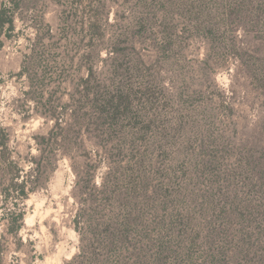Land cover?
Masks as SVG:
<instances>
[{
    "label": "rangeland",
    "instance_id": "374dc122",
    "mask_svg": "<svg viewBox=\"0 0 264 264\" xmlns=\"http://www.w3.org/2000/svg\"><path fill=\"white\" fill-rule=\"evenodd\" d=\"M21 4L0 30V129L36 189L17 205L0 184L3 264H64L92 238L85 218L123 216L124 195L139 202L146 264H264V0ZM89 66L131 93L111 136L86 119ZM53 113L73 125L42 157Z\"/></svg>",
    "mask_w": 264,
    "mask_h": 264
},
{
    "label": "trees",
    "instance_id": "16d2710c",
    "mask_svg": "<svg viewBox=\"0 0 264 264\" xmlns=\"http://www.w3.org/2000/svg\"><path fill=\"white\" fill-rule=\"evenodd\" d=\"M9 2L11 4L10 8L5 7L0 10V30L14 29V11L22 6L21 0H9ZM143 22L145 21L143 20ZM39 42L40 39L35 45ZM82 86L84 89L83 96L89 108L85 113L86 119L91 122L89 127L101 130L111 136L119 126V118L122 115L129 116L131 114V93L126 92L113 81L99 79L97 71L92 66L88 67V76L82 79ZM72 116L74 121L79 122L80 118L76 111ZM49 118L54 120L53 126L46 134L36 137V143L42 157L46 148L57 146L56 144L59 141L67 145L71 126L73 125V123L68 121L63 124L54 113L50 114ZM47 158L50 159V156ZM39 159L41 158H33V162L40 172L41 163ZM24 170V167L16 159H13L9 147V138L0 129V184L6 180L9 181L5 195L8 197L9 192L16 190L18 193L17 205H19L21 200L23 201V199L28 197L31 191L36 189V176L29 179V177H25ZM87 188L88 182L84 186L82 185V191L80 197H78L84 206L85 203L93 204L96 200ZM105 188L106 180L103 182L102 189L105 190ZM133 188L142 190V186H134ZM126 196L124 195V199L121 201L122 209L127 211L123 212V216L112 213L109 217L110 219L105 221L104 225L102 223H94V227L90 221L91 219L85 218L84 221L92 226V238L87 246L82 244L80 253L75 254L64 264H146V259L142 255H147L150 237L142 226L137 198L129 200V198L125 199ZM130 196L133 195L130 194ZM121 198L122 195H119L118 200ZM83 208L80 210V217L83 215ZM6 221L5 233L11 232L12 235L17 237L24 226V212L21 207L11 211L7 215ZM4 237L5 235H1L0 239ZM3 260L4 255H0V264H3Z\"/></svg>",
    "mask_w": 264,
    "mask_h": 264
}]
</instances>
